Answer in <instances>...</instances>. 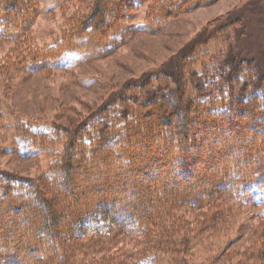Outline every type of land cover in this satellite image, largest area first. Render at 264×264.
Listing matches in <instances>:
<instances>
[{
  "label": "trees",
  "instance_id": "16d2710c",
  "mask_svg": "<svg viewBox=\"0 0 264 264\" xmlns=\"http://www.w3.org/2000/svg\"><path fill=\"white\" fill-rule=\"evenodd\" d=\"M98 1L100 10L78 28L102 34L114 24L118 32L115 18L129 15L125 2H143ZM176 1L184 0L168 4ZM105 2L111 3L109 9ZM36 4L0 0V35L16 40L31 28ZM111 15L112 23L105 24ZM221 38L227 46L221 53L209 52L208 62L203 56L193 58L195 52L188 55L192 69L187 75L180 65L157 72L158 85L149 79L136 82L129 87L137 89L136 95L124 100L121 93L107 115L100 110L77 132L66 134L62 154L44 176L0 172V241L5 240L0 242V264H182L179 246L163 236L157 223L177 230L180 222L173 226L170 221L178 209L207 206L205 227H210L217 222L209 217L217 199L245 197L264 206V72L257 62L240 56L229 35ZM69 42L79 45L87 39L74 30L69 41L44 50L35 67L63 70ZM126 101L130 104L125 106ZM114 117L113 126L109 121ZM19 135L22 152L26 147L39 150L50 140L36 125H23ZM84 147L93 158L77 153ZM92 172L98 177L81 186ZM22 194L25 198L17 201ZM150 234L155 241L146 238ZM118 236H143L153 250L134 261L125 249H116Z\"/></svg>",
  "mask_w": 264,
  "mask_h": 264
},
{
  "label": "rangeland",
  "instance_id": "374dc122",
  "mask_svg": "<svg viewBox=\"0 0 264 264\" xmlns=\"http://www.w3.org/2000/svg\"><path fill=\"white\" fill-rule=\"evenodd\" d=\"M142 1L140 5L125 2L129 15L115 18L114 23L117 20L120 26L118 32L113 24L99 34L78 28L81 20L100 10L99 1L37 0L31 28L16 40L0 35V172L31 179L44 176L62 154L66 134L75 128L77 132L82 123L100 110L107 115L113 108L109 104L117 102L121 93L124 100L136 95L137 89H129L136 82L149 79L151 85H158L154 81L157 72L174 70L180 65L186 67L183 71L187 75V69H192L188 55L195 52L193 58L203 56L208 62L209 52H219L227 46L222 35H229L240 56L257 62L264 72V0H184L172 5L168 0ZM110 4L105 2L104 7L109 9ZM152 17L157 19L153 21ZM113 18H106L109 20L105 24ZM140 26L141 29H135ZM74 30L87 42L68 43L71 48L66 51L63 70L35 67L44 50L69 41ZM200 45L203 46L199 48ZM175 87L171 84V88ZM115 120L116 117L109 123L114 126ZM25 124L47 131V145L41 144L39 150L26 147L22 152L17 142L19 130ZM85 148L76 151L93 158L92 151ZM75 174L82 176L80 171ZM85 177L81 186L98 174L92 172ZM61 184L57 182L59 192L64 191ZM24 198L23 194L16 197L17 201ZM215 204L209 217L217 222L210 227H205L207 206L178 209L170 221L173 226L180 222L177 230L167 223H157L163 236L179 246L178 260L182 264H264V206L245 197L217 199ZM143 236H118L116 249H125L135 261L136 255L153 250ZM155 236L150 234L146 238L151 242ZM163 257L167 259L166 255Z\"/></svg>",
  "mask_w": 264,
  "mask_h": 264
}]
</instances>
